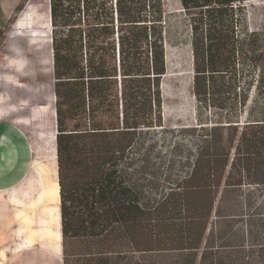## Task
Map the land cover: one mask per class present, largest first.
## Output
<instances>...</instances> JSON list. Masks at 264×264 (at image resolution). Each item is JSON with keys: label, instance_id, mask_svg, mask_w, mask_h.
Returning a JSON list of instances; mask_svg holds the SVG:
<instances>
[{"label": "trees", "instance_id": "16d2710c", "mask_svg": "<svg viewBox=\"0 0 264 264\" xmlns=\"http://www.w3.org/2000/svg\"><path fill=\"white\" fill-rule=\"evenodd\" d=\"M34 1L41 25L22 24L28 4L10 36L53 73L62 264H264V30L244 29L247 0H180L196 124L171 130L162 0Z\"/></svg>", "mask_w": 264, "mask_h": 264}, {"label": "rangeland", "instance_id": "374dc122", "mask_svg": "<svg viewBox=\"0 0 264 264\" xmlns=\"http://www.w3.org/2000/svg\"><path fill=\"white\" fill-rule=\"evenodd\" d=\"M162 2L164 4L166 21V33L164 36L166 73L161 82L162 124L165 129L171 130L196 124V102L191 90L192 56L189 45L190 30L187 14L182 9L180 0H162ZM28 4L31 5V13L28 15L24 13V16L27 17L22 19V24L29 23L32 25L34 23H42V19L39 16L41 12L37 10L38 3L36 1L0 0V111L4 113L2 115L5 116L6 121L18 126L25 134L31 147V160L43 162L44 165L37 168L35 172L29 173L27 179H25V182L30 181V185L26 182L25 184L28 186L25 185L26 187L21 191V194L23 199H27V205L25 210H20L22 212H20L18 217L16 213L14 214V217H17L16 220L14 218L15 224L20 230H15L14 235L22 236L25 243L23 246L27 248H30L34 243L40 242V245L47 249L48 255L54 257V254H57L55 256H58L56 259L59 260L61 245L57 251L54 249L52 239L39 238V232L42 234L46 227L49 226H45L46 221L49 224V218H46L48 214L44 213V209L46 208L35 209L31 205L41 192L42 185L40 181H42V184L45 182V178L43 177L45 173H42V175L39 172L37 173V171L45 166L48 172L56 171V160H54L55 163L53 162V157H55V140L52 133L54 101L53 109H51V103L49 102L51 96H48L51 83L53 95V73L47 81L36 74V71L39 70V67L34 66V61L37 60L36 54L30 53L27 55L25 53V49L27 48L25 38L16 35L10 36L13 26L19 20L21 13L29 10ZM243 6L244 29L248 32L264 30V0H247ZM22 31L24 33L42 35V32L40 33L39 30L32 32L31 29H24ZM42 31L46 34V30ZM29 48H33L34 51L35 47L31 46ZM21 56H24L23 60ZM207 116L208 112H204L203 117L206 118ZM163 136L169 135L163 134ZM159 145L160 142L157 143V149L159 150L166 148L165 146L158 148ZM49 165L50 170L48 168ZM158 166L159 159L155 161L154 169H157ZM35 174H39L43 179H40L41 177L39 178V175ZM38 180L39 183H37ZM32 185H35V187ZM30 186L33 192L30 190ZM26 192L28 193L29 200L25 198L27 197ZM19 203L16 202L15 205ZM51 209L55 210L56 207L54 206ZM54 221L55 223H53L52 229H50L52 236H55L57 233L55 225L57 220L55 219ZM41 241H47L48 243H41ZM7 253H10V250H0V261H3L2 264H9L13 259L11 258L8 262V259H6Z\"/></svg>", "mask_w": 264, "mask_h": 264}, {"label": "crops", "instance_id": "0c3cea01", "mask_svg": "<svg viewBox=\"0 0 264 264\" xmlns=\"http://www.w3.org/2000/svg\"><path fill=\"white\" fill-rule=\"evenodd\" d=\"M4 117H0V250H10L6 255L8 262L13 258L9 264H62V253L59 260L54 254V259L40 243L27 248L23 246L25 243L22 236L14 235L15 230H19L14 214L18 217L22 212L20 210H25L27 205L21 194L25 179L29 173L41 167L43 162L31 160V147L25 134ZM16 202L20 203L15 205Z\"/></svg>", "mask_w": 264, "mask_h": 264}, {"label": "bare ground", "instance_id": "6f19581e", "mask_svg": "<svg viewBox=\"0 0 264 264\" xmlns=\"http://www.w3.org/2000/svg\"><path fill=\"white\" fill-rule=\"evenodd\" d=\"M167 53V52H166ZM165 61H166V56H165ZM54 135V134H53ZM55 138V137H54ZM54 150V149H53ZM49 153V152H48ZM55 154V153H54ZM52 155V154H51ZM50 156V155H49ZM47 157V156H46ZM51 159H52V157H50ZM47 159V158H46ZM54 160H55V157H53V162H54ZM49 161V160H48ZM55 163V162H54ZM43 165V164H42ZM48 165V164H47ZM53 165V164H52ZM44 166V165H43ZM54 166V165H53ZM49 170H50V165H49ZM36 170V169H35ZM40 173V174H42V173H45V175H43V177L45 178V182L42 184V181H40V183H41V185H42V189L40 190L41 192H40V194L37 196V198L35 199V201L34 202H32L33 204H31L32 206H33V208H46V209H44L45 211H44V213H46V214H48V216L46 217V218H49V224H47L46 222H45V226H47V225H49L48 227H46V229H45V231H43V233L41 234L40 232H39V234H40V236H39V238H41V239H49V240H51L52 239V243L54 244V249L55 250H59L60 249V245H61V234H60V217H59V187H58V184H57V180H56V171L54 170L53 172L52 171H49L48 172V169H47V167L45 166V167H42V168H40L38 171H37V173ZM35 175H39V174H35ZM28 177V176H27ZM40 179H43L42 178V176H38ZM44 181V180H43ZM27 182V181H26ZM25 182V183H26ZM30 182V181H29ZM29 182H27V183H29ZM37 183H39V180L37 181ZM36 183V184H37ZM32 184V183H31ZM25 185H27V184H25ZM28 185H30V183L28 184ZM27 185V186H28ZM32 186H34L35 187V185H32ZM37 186H38V184H37ZM26 187V186H25ZM24 187V188H25ZM39 187V186H38ZM15 188V187H14ZM19 188V187H18ZM23 188V189H24ZM30 188H31V186H30ZM40 188H41V186H40ZM16 189V188H15ZM27 189V188H26ZM29 190V189H28ZM32 192H33V190H32V188L30 189ZM29 192V191H28ZM25 194H27V197H25L26 195ZM24 195V197L25 198H28L29 196H28V193L26 192ZM30 194H32V193H30ZM30 198H31V196H30ZM25 200H27V199H25ZM28 200H29V198H28ZM13 202V201H12ZM31 205H30V207H31ZM56 207V209L55 210H53V209H51L52 207ZM32 209V208H31ZM39 211V210H38ZM42 211V210H41ZM45 218V219H46ZM17 219V217H15V220ZM57 220V222H56V228H57V233L55 234V236H52L51 235V231H50V229H52L51 227H52V225H53V223H55V221L54 220ZM54 221V222H53ZM43 226V225H42ZM41 226V227H42ZM38 238V239H39ZM36 239V238H35ZM42 242H44V241H41V243ZM40 243V242H39ZM44 243H48L47 241L46 242H44ZM50 243V242H49ZM52 244V245H53ZM44 246H45V244H44ZM50 246V245H49ZM53 248V247H52ZM45 249V248H44ZM53 249V250H54ZM47 250V249H46ZM60 252V251H59ZM57 255V254H56ZM58 257V256H57Z\"/></svg>", "mask_w": 264, "mask_h": 264}, {"label": "water", "instance_id": "95a60500", "mask_svg": "<svg viewBox=\"0 0 264 264\" xmlns=\"http://www.w3.org/2000/svg\"><path fill=\"white\" fill-rule=\"evenodd\" d=\"M48 13H49V1H48ZM49 25H50V22H49ZM49 34H50V38H51V31L50 30H49ZM165 47H166V45H165ZM51 51H52V49H51Z\"/></svg>", "mask_w": 264, "mask_h": 264}, {"label": "built area", "instance_id": "2783aa9c", "mask_svg": "<svg viewBox=\"0 0 264 264\" xmlns=\"http://www.w3.org/2000/svg\"><path fill=\"white\" fill-rule=\"evenodd\" d=\"M3 263V261H0V264H2Z\"/></svg>", "mask_w": 264, "mask_h": 264}]
</instances>
